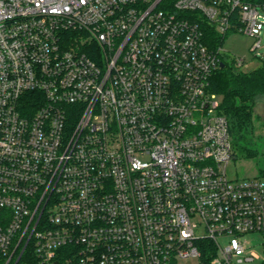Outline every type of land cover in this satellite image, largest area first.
Wrapping results in <instances>:
<instances>
[{
  "label": "built area",
  "instance_id": "1",
  "mask_svg": "<svg viewBox=\"0 0 264 264\" xmlns=\"http://www.w3.org/2000/svg\"><path fill=\"white\" fill-rule=\"evenodd\" d=\"M208 26L262 48L264 0H0V264H254Z\"/></svg>",
  "mask_w": 264,
  "mask_h": 264
},
{
  "label": "trees",
  "instance_id": "2",
  "mask_svg": "<svg viewBox=\"0 0 264 264\" xmlns=\"http://www.w3.org/2000/svg\"><path fill=\"white\" fill-rule=\"evenodd\" d=\"M206 39L210 47L215 48L222 43L223 35L208 26ZM221 60L224 66L220 65L215 71L210 89L224 97L219 112L228 119L234 152L241 157L256 158L261 154V148L254 137L253 111L259 99L264 97V62L243 71L235 63H229L226 57Z\"/></svg>",
  "mask_w": 264,
  "mask_h": 264
},
{
  "label": "rangeland",
  "instance_id": "3",
  "mask_svg": "<svg viewBox=\"0 0 264 264\" xmlns=\"http://www.w3.org/2000/svg\"><path fill=\"white\" fill-rule=\"evenodd\" d=\"M262 48L253 50L257 37L250 34L230 30L223 36L221 43L223 53L229 63H234L237 58H244L247 65L240 67L243 71H248L264 62V28L261 33ZM224 97L221 93H216V101L223 103ZM254 137L260 143L261 154L258 157H241L237 151L234 152V158L228 164V173L230 177L245 178L258 176L264 179V97L260 98L254 106ZM233 142V135L231 134ZM252 239V247L257 250L260 257L256 258L254 264H264V232H253L247 234ZM196 258L182 260V264H193Z\"/></svg>",
  "mask_w": 264,
  "mask_h": 264
},
{
  "label": "water",
  "instance_id": "4",
  "mask_svg": "<svg viewBox=\"0 0 264 264\" xmlns=\"http://www.w3.org/2000/svg\"><path fill=\"white\" fill-rule=\"evenodd\" d=\"M221 66L223 67V66H224V64H223V63H221Z\"/></svg>",
  "mask_w": 264,
  "mask_h": 264
}]
</instances>
